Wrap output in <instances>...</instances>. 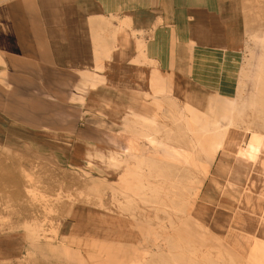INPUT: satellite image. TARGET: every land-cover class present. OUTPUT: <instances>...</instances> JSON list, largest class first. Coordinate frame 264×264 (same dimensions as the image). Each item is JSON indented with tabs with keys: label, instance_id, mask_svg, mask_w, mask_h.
<instances>
[{
	"label": "crops",
	"instance_id": "1",
	"mask_svg": "<svg viewBox=\"0 0 264 264\" xmlns=\"http://www.w3.org/2000/svg\"><path fill=\"white\" fill-rule=\"evenodd\" d=\"M65 72L71 73L66 80L71 82V91L84 83L87 113H98L100 107L107 114L88 131L94 130V134L97 129L116 127L115 123L130 112L134 118L131 121L142 125L139 138H124L123 149L136 162L122 180L136 178L139 185L135 187L153 185L159 189L162 176L171 194L170 183L179 182L180 188L189 189L184 202L193 205L192 217L208 227L204 218L207 205L238 200L225 193L226 180L215 176L221 153L204 177L202 169L165 161V148L151 146L143 136L192 149L200 131H193L191 120L199 128L206 121L230 126V138L244 130L249 135L255 131L264 136V131L255 128L233 130L238 126L234 105L242 87L247 106L252 104L249 97L257 89L264 112V0H0V264L28 255V236L21 227L33 219L34 209L29 208L24 178L17 166L24 163V158L31 159L33 149L48 148L46 139L32 141L30 116L46 114L48 87L52 86L51 93H55ZM178 98L184 112L169 123L160 121L158 114L151 115L155 103L165 99L173 105ZM222 100L231 106L218 115L215 107ZM208 104L209 111L201 110ZM146 110L150 114L141 113ZM15 122L21 130L17 135ZM218 132L224 133V129ZM139 139L150 151L146 152ZM129 140L137 146V152L127 151ZM58 141L60 144L55 140L50 146L62 145V138ZM17 153L27 157L17 158ZM200 157L208 160L204 152ZM147 166L153 167L155 183L143 176ZM174 173L180 178L173 177ZM208 178L210 187L203 194ZM194 182L200 188L196 197L192 195ZM215 182L221 184L217 192H213ZM40 196L42 193H37ZM219 208L227 212V218L214 227L227 231L219 234L209 230L221 238L229 233L231 212L224 206ZM59 210L78 218L74 204L68 211L66 203L64 207L59 204ZM72 243L73 239L64 236L58 244L53 240L49 246L64 256L82 257Z\"/></svg>",
	"mask_w": 264,
	"mask_h": 264
},
{
	"label": "rangeland",
	"instance_id": "2",
	"mask_svg": "<svg viewBox=\"0 0 264 264\" xmlns=\"http://www.w3.org/2000/svg\"><path fill=\"white\" fill-rule=\"evenodd\" d=\"M64 76L54 90V98L52 86L48 87L50 93H46L44 100L46 114L30 116L32 141L46 139L48 148L33 149L31 159L24 158V163L17 166L18 174L24 178L28 205L34 209V217L21 227L28 236V255L7 264H173L169 257L171 251L206 253L223 264H248L246 251L250 247L243 240L226 239L234 233L216 237L209 230L210 227L219 234L227 231L214 227L227 218V212L222 208L207 205L204 218L208 227L187 213L170 208L163 212L162 201L165 202L170 196L167 191L169 184L163 183L162 176L159 189L153 185L151 188L135 187L139 185L136 178L130 181L121 179L136 162L124 151V138H139L142 125L133 123V114L128 112L123 120L121 118L120 122L115 123L116 127L97 129L94 134V130L88 131V127L92 128L94 122L100 123L98 120L107 114H103L100 107L98 113H87L84 107V83L75 85L73 92L71 82L66 81L71 73L65 72ZM255 91L257 89L254 88L249 97V101L253 102L248 106L245 104L243 87L238 91L233 116L238 126L234 131H243L246 127L264 131L263 106L258 103L260 97ZM179 99L173 105L171 101L165 102V99L155 103L156 109L152 110L151 115L158 114L160 121L169 123L184 112ZM225 103L222 100L220 105H216L215 108L220 111L218 115L224 113V108H230L231 105ZM209 104L201 110L209 111ZM141 113L150 114V111ZM15 132L16 135L21 132L16 122ZM60 138L62 145L50 146L55 144V140L60 144ZM93 140L98 143L88 144ZM139 143L146 152L150 151L145 142L139 139ZM16 157L22 159L27 156L17 153ZM142 171L147 181L156 182L153 167L147 166ZM194 174L198 179L202 178L200 173ZM241 182L238 188L243 191L248 185L243 177ZM195 185L196 182L193 187ZM255 185L258 189L262 182L258 181ZM209 187L208 178L202 193ZM37 193H42V196L37 197ZM257 196L256 192L253 198ZM65 203L67 211L73 204L76 206L79 219L57 211L58 205L64 207ZM262 209L252 215L251 225L247 229L264 238V225L259 217L264 212ZM64 236L73 239L72 246L80 249L82 257H67L49 246V242L54 240L58 244ZM177 245H181L180 248L174 247Z\"/></svg>",
	"mask_w": 264,
	"mask_h": 264
},
{
	"label": "bare ground",
	"instance_id": "3",
	"mask_svg": "<svg viewBox=\"0 0 264 264\" xmlns=\"http://www.w3.org/2000/svg\"><path fill=\"white\" fill-rule=\"evenodd\" d=\"M191 126L193 131H200V133L195 135V145L192 149L184 148L181 146H176L168 144L167 142H158L155 137L143 136L147 142L154 146L155 148L163 147L165 148V161L175 162L187 167H193L194 169H202L203 176L209 174V166L215 158L220 154V163L215 172L217 178L223 177L226 180L224 190L225 193L229 194L232 199H237L236 202L222 201L220 203H215L216 207L224 206V209L231 212V223L228 227L229 235L226 237L228 240H243L248 247L246 251L247 263L248 264H264V239L259 235L251 233L247 228L251 225L250 220L252 215H256L258 209H264V136L257 133L251 132L249 135L248 130H244L238 137L230 138L227 134V129L230 126H222L216 123H205L197 127V123L191 120ZM197 127V128H196ZM224 129V133H215L218 129ZM160 132V131H159ZM248 134V135H247ZM127 143V151L137 152V146L130 140ZM197 147L199 150L195 151L194 148ZM205 153L206 162L201 159V152ZM162 165L164 164L161 161ZM170 168V167H168ZM175 178H180L178 174L174 173ZM241 177L247 182V185L243 191H240L238 186L241 185ZM193 179L194 177L188 176V179ZM258 181L262 182V185L257 189L255 183ZM201 183V182H199ZM198 183V184H199ZM172 185V198L170 197L165 202L162 201L163 212L170 208L176 212L187 213L192 217L191 205H187L184 202V195L189 192V189L184 187H179V182L176 181L170 183ZM215 187L213 192H217L221 184L220 182H215ZM192 195L198 196L200 188L192 189ZM168 193L170 192L167 189ZM258 193L256 199L253 196ZM170 196V195H169ZM170 203V204H169ZM235 204V207H234ZM262 209V211H263ZM260 221L264 225V212L259 216ZM193 218V217H192ZM194 221V220H193ZM227 225H224L226 228ZM185 244V243H184ZM181 245L174 247L180 248ZM172 263L174 264H223L216 261L210 254H198L193 252L188 254L174 253L171 251L169 255ZM189 261V262H186Z\"/></svg>",
	"mask_w": 264,
	"mask_h": 264
}]
</instances>
